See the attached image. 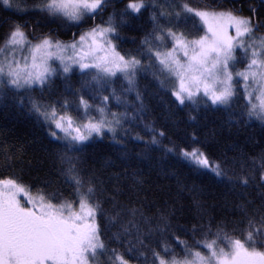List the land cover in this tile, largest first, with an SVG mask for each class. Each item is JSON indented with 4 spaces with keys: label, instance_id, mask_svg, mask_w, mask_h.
Wrapping results in <instances>:
<instances>
[{
    "label": "snow or ice",
    "instance_id": "snow-or-ice-1",
    "mask_svg": "<svg viewBox=\"0 0 264 264\" xmlns=\"http://www.w3.org/2000/svg\"><path fill=\"white\" fill-rule=\"evenodd\" d=\"M122 2L119 12L114 10L103 19L109 8H116V0H0V10L16 12L21 18L31 12L75 25L101 18L68 42L51 33L37 35L39 20L35 24L4 21L0 95H28L30 111L47 125L50 137L74 151H83L89 141L103 139L106 133L113 143H121L119 133L128 134L124 128L127 110L112 111L109 105L126 106V95L135 92L138 111H143L137 77L150 70L161 88L165 78L174 81L170 92L178 106L195 108L203 103L231 111L239 96L244 101L240 122L246 115L264 124V0H248L247 14L241 10L244 0L214 8H194L189 0ZM145 13L152 21L151 31L144 35L140 49L122 53L117 43L120 27ZM188 14L203 25L196 35L182 29ZM237 63L243 65L242 70L236 69ZM75 71L81 76L80 88L66 89V96L47 103L31 97L37 88L48 90L56 77L67 82ZM117 80L124 81L120 90L114 87ZM190 119L195 117L190 115ZM150 130L149 143L160 146L157 137H163L164 131ZM134 138L142 139L139 135ZM165 151L218 178L231 179L225 167L210 160L199 147L177 152L175 146H166ZM61 161L67 166L59 174L72 189L70 198L46 190L33 195L18 179L0 178V264H98L105 255L111 264H131L130 255L106 243L109 227L117 229L112 233L115 240L136 230L141 246L136 258L144 257L142 264H264V205L251 213L247 202L237 205L243 218L240 235H235L236 226L229 233L211 220L206 223L202 214L186 230L178 225L191 232L189 244L173 229L174 210L153 211L144 203L122 205L117 191L109 194L100 177L86 174L77 161L66 156ZM0 166H15L14 154L2 146ZM260 180L264 182V171ZM133 183L139 186L141 181L134 177ZM239 183L247 186L249 180L241 177ZM195 207L202 210L203 206L196 203ZM153 236L161 237L156 246L151 244ZM172 241L182 247L183 258L178 259L181 253ZM135 248L129 242L128 252ZM195 248L207 249L208 254Z\"/></svg>",
    "mask_w": 264,
    "mask_h": 264
},
{
    "label": "trees",
    "instance_id": "trees-1",
    "mask_svg": "<svg viewBox=\"0 0 264 264\" xmlns=\"http://www.w3.org/2000/svg\"><path fill=\"white\" fill-rule=\"evenodd\" d=\"M189 3L194 8H214L225 3L231 7V0H189ZM247 3L248 0H244L241 8L244 14H247ZM122 7V0H116V8H109L103 19L114 10L119 12ZM12 20L29 21L30 24L39 20L41 27L35 29L37 35L51 33L68 42L74 35L78 36L92 24L99 23L101 18L75 25L31 12L24 13L21 18V14L16 12L0 10V35L6 28L3 22ZM186 20L182 29L188 35H196L197 29L203 28L197 17L188 14ZM151 26L149 13L128 19L120 27L118 50L125 53L140 49V42L151 31ZM29 30L32 31L31 28ZM242 67L241 63L236 64L237 70H242ZM81 84L80 73L75 71L67 82L56 77L48 90L42 92L37 88L31 97L45 103L59 100L67 95L66 89L74 91ZM123 84V80H117L114 87L120 90ZM137 85L143 97V111H138L140 102L136 100L135 92L126 95V106H118L114 102L109 105L112 111L123 113L127 110L124 128L128 134L119 133L121 143H113L110 134L106 133L103 139L89 141L83 151L66 148L63 141L50 137L47 125L30 111L28 95L21 94L19 98L12 94L0 95V146L15 156L14 167L0 166V178L18 179L30 187L33 195L46 190L58 191L63 197L70 198L72 189L59 174L61 167L67 166L61 161V157L66 156L77 161L86 174L100 177L109 194L117 191L122 205L144 203L153 211L157 208L174 210L173 229L189 244L192 243L191 232L181 230L178 225L186 230L201 218V214L206 223L211 220L229 233H233V226H236L235 235H240L243 218L237 205L247 202L250 213L264 205V182L260 180L264 171V124L255 118L249 120L246 115L240 122L244 101L239 96L236 97L238 104L231 111L205 107L203 103L194 108L191 105L178 106L170 92L174 81L165 78V87L161 88L151 70L137 77ZM190 115L195 119H190ZM150 129L157 133L164 131L163 137H157L160 146L149 143L153 135ZM136 135L142 139H135ZM166 146H175L177 152L180 148L199 147L210 160L220 162L231 179L218 178L178 154L166 152ZM134 177L141 181L139 186L134 185ZM241 177L248 178L247 186L239 183ZM49 181L51 184L45 189ZM196 203L203 206L202 210L195 207ZM116 230L108 228L104 235L106 243L130 255L131 264H142L145 258H136L141 247L136 239V230L132 229L130 234H122L120 240H115L112 233ZM160 238L153 236L152 246H156ZM165 238L172 240L171 236ZM129 242L136 245L132 253L128 252ZM172 242L175 250L181 253L178 259L183 258L182 247ZM196 250L202 252L207 249ZM98 264H111V261L105 255Z\"/></svg>",
    "mask_w": 264,
    "mask_h": 264
},
{
    "label": "rangeland",
    "instance_id": "rangeland-1",
    "mask_svg": "<svg viewBox=\"0 0 264 264\" xmlns=\"http://www.w3.org/2000/svg\"><path fill=\"white\" fill-rule=\"evenodd\" d=\"M54 63H58V62H54ZM20 199L23 201V197H20ZM202 254H208V250L202 251Z\"/></svg>",
    "mask_w": 264,
    "mask_h": 264
}]
</instances>
